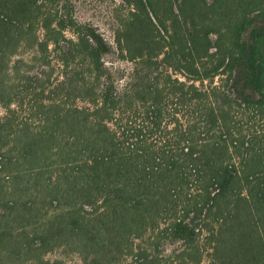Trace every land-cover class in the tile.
<instances>
[{
	"label": "trees",
	"instance_id": "16d2710c",
	"mask_svg": "<svg viewBox=\"0 0 264 264\" xmlns=\"http://www.w3.org/2000/svg\"><path fill=\"white\" fill-rule=\"evenodd\" d=\"M122 2L127 76L70 0H0V264H264V0Z\"/></svg>",
	"mask_w": 264,
	"mask_h": 264
},
{
	"label": "rangeland",
	"instance_id": "374dc122",
	"mask_svg": "<svg viewBox=\"0 0 264 264\" xmlns=\"http://www.w3.org/2000/svg\"><path fill=\"white\" fill-rule=\"evenodd\" d=\"M72 5V14L75 19L82 23H89L95 26L108 40L114 49V53L109 54L105 57L107 64H113L118 66L124 73V76H127L132 69V62L124 60L120 57L119 51L115 48V32L119 26L121 18L124 17L127 13V7L124 5L122 0H70ZM26 57L30 56L28 52H22ZM33 65V64H32ZM180 76V75H179ZM127 78V77H126ZM181 78V76H180ZM124 81V80H123ZM215 84L219 83V77L215 78L213 81ZM4 109L0 105V115H3ZM244 120L247 118L243 117ZM245 132L252 130L254 128L253 122L248 121L243 126ZM153 240L152 238H143L140 241H135L143 247L149 246V241ZM164 243L160 245L158 252L154 248L149 247L150 254L158 253L159 256L163 258V261L166 259L169 263L167 256L178 247V244H169ZM202 260L200 264H207L208 261V252L209 249L202 250ZM44 258L49 260L51 264H82L80 255L77 252L71 251L67 247H57L44 255ZM132 261L130 255H125L121 264H129Z\"/></svg>",
	"mask_w": 264,
	"mask_h": 264
}]
</instances>
